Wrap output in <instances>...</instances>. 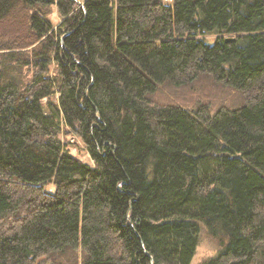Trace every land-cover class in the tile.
Wrapping results in <instances>:
<instances>
[{"label":"trees","instance_id":"trees-1","mask_svg":"<svg viewBox=\"0 0 264 264\" xmlns=\"http://www.w3.org/2000/svg\"><path fill=\"white\" fill-rule=\"evenodd\" d=\"M6 20L0 264H189L201 228V264H264V0H0Z\"/></svg>","mask_w":264,"mask_h":264},{"label":"rangeland","instance_id":"rangeland-1","mask_svg":"<svg viewBox=\"0 0 264 264\" xmlns=\"http://www.w3.org/2000/svg\"><path fill=\"white\" fill-rule=\"evenodd\" d=\"M162 1L165 3H171V0H162ZM51 7L52 8L49 13V18L51 19L52 23L56 25L59 22V16L55 6L52 5ZM15 23L16 25L20 24L21 20L17 19ZM13 26L14 23L10 22L9 20L4 21V23H0V29H2L3 27L5 30H9L11 33H14L12 30ZM203 36L206 42L210 44L214 42L215 35L213 33H206ZM172 89L167 88L168 91L166 93H162V97H165L164 100L178 99L190 103L197 95V93L195 95L185 89H181V90H176L175 88ZM162 97H157V98L162 100ZM62 139L64 140L66 138L62 137ZM68 141L69 144L67 147L72 155L76 156L82 162H85L89 165H93V161L90 155L88 154L84 144L78 137L76 136L70 137L68 138ZM216 252H217L216 244L205 234V230L201 228L198 235V241L195 246V250L189 264H201L209 257L213 256Z\"/></svg>","mask_w":264,"mask_h":264},{"label":"water","instance_id":"water-1","mask_svg":"<svg viewBox=\"0 0 264 264\" xmlns=\"http://www.w3.org/2000/svg\"><path fill=\"white\" fill-rule=\"evenodd\" d=\"M48 2H51V3H54L56 0H47ZM226 40H233L234 37H231V36H226L225 37Z\"/></svg>","mask_w":264,"mask_h":264}]
</instances>
